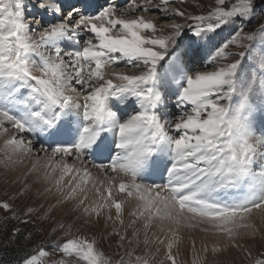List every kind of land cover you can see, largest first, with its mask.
Instances as JSON below:
<instances>
[{"label":"snow or ice","instance_id":"1","mask_svg":"<svg viewBox=\"0 0 264 264\" xmlns=\"http://www.w3.org/2000/svg\"><path fill=\"white\" fill-rule=\"evenodd\" d=\"M176 2H109L89 14L87 0L66 13L62 0H0V135L7 137L0 152L7 166L33 152V139L40 141L51 153L45 179L54 181L64 200L79 196L78 205L88 199L80 194L91 172L64 158L83 164L90 155H106L107 162L94 167L115 175L104 191L96 188L101 202L83 207L85 214L99 218L114 207L122 225L124 202L115 199V190L140 201L134 215L145 218V230L154 220L168 222L175 237L182 226L204 225L205 232L243 249L249 264H264V253L253 256L239 242L242 228L250 229L243 236L257 235L259 229L246 221L254 211L264 212V131L257 135L256 126L258 114L264 125V25L250 32L241 26L256 16L255 0H215L199 15L170 9ZM148 5L185 23L165 31L142 14L125 15L148 13ZM45 16L50 18L41 23ZM228 27L229 36L218 40ZM117 67L138 71H107ZM169 98L175 112L166 111ZM0 209L19 215L8 202H0ZM115 234L121 247L133 244ZM143 242L149 243L147 235ZM175 242L166 244L171 264ZM51 248L63 254L60 264H150L134 248L114 261L94 238L75 236ZM50 254L38 246L20 264H48Z\"/></svg>","mask_w":264,"mask_h":264},{"label":"rangeland","instance_id":"2","mask_svg":"<svg viewBox=\"0 0 264 264\" xmlns=\"http://www.w3.org/2000/svg\"><path fill=\"white\" fill-rule=\"evenodd\" d=\"M155 2L156 0H153V3ZM232 2H235V0H232ZM64 3L62 2L63 6H65ZM255 3L256 16L251 23L241 25L246 32L255 31L264 25V3L261 0H255ZM70 6L66 7V9H69ZM28 7L33 13L34 10L31 8V3L28 4ZM148 7L150 11L147 14L139 11L137 14H142L146 19L152 20L157 24L158 28H163L167 31L172 23H185L184 17L177 16L172 18L170 15H162L155 8L153 10L151 5H148ZM213 7H215V0H186L184 3L177 0L176 3L169 5L170 9L177 8L191 15L207 14ZM35 11V15H39L36 9ZM45 18L49 19L50 17L45 16ZM41 20H43V17ZM230 32L231 27L226 28L217 39L227 38ZM230 50L239 51V49L234 47ZM198 60L195 58L193 62L196 68L200 67ZM122 68L130 70V74L138 71L127 67ZM109 69L113 71L115 68ZM167 103L168 107L166 110L168 111L169 108L168 112L176 111L173 107L174 98H169ZM257 117L258 135L261 131H264V125H262V119L259 114ZM25 138L28 139L27 136ZM36 147L34 153L38 151ZM36 154L43 155V153L39 152ZM68 158L71 162L74 161L73 158ZM8 168L13 169L14 172L17 171V169H14L13 162H9L5 166V157L0 155V202L10 203L13 210L19 214L17 218H13L11 212L0 209V264H20V261L36 250L38 246H45V249L51 253L50 256L45 258L48 264H60L61 260L65 258L62 253L52 252V244H61L68 238L75 236L88 239L94 238L98 246L114 261L124 255L125 252L134 248L135 255L148 256L150 264H171V261L166 259V244L168 240L175 239L173 255L176 258V264H194V262L196 264H249L243 249L230 247L224 238L213 235L211 232H205L203 230L204 225L182 226L176 232V236L173 237L172 230L166 229L164 224L157 225L155 223L156 220L153 221L150 228L145 230L143 227L144 223H137L132 217L128 222L126 220L124 227L116 231H110L106 226L103 227L104 222L98 219H95L96 221L93 220L95 221L94 224L90 220L85 222L79 218V212L78 214L74 213L76 212L74 207H63L65 201L60 203L59 200L57 202L55 200L52 201V198H49V200H46L47 198L44 199V191H41L40 186H35L38 184L36 180L29 181L28 185H25L26 182L23 176H21L22 179L15 178L10 180L12 179L10 177L11 174L9 176L8 174L12 171L8 170ZM91 170L93 174H96L97 170ZM29 209H31V212H29ZM132 219L135 224L132 223ZM24 220L28 222L23 223L22 221ZM246 222L254 225L259 229V232L255 237L243 236V233L250 231V229L242 228L240 229L242 239L239 242L244 245L245 249L251 251L253 256L264 253L263 214H259V210H256ZM101 227L103 228L101 229ZM17 229L19 230L18 232L16 231ZM117 232L121 235H128L127 240H133V244L130 245L125 241L121 247L120 236L115 234ZM137 232L139 235L134 239L133 234ZM145 235H147L149 240L147 245L143 242ZM157 238L164 239L165 244H159ZM213 245H219L224 250L219 254H213L211 251ZM205 248H207V252H205Z\"/></svg>","mask_w":264,"mask_h":264},{"label":"bare ground","instance_id":"3","mask_svg":"<svg viewBox=\"0 0 264 264\" xmlns=\"http://www.w3.org/2000/svg\"><path fill=\"white\" fill-rule=\"evenodd\" d=\"M66 1L67 0H62V2H66ZM140 1L141 0H137V3L140 4L141 3ZM77 2H79V0H77L76 3ZM87 3L89 4V8L91 9L89 11V14H95L96 12H98L99 10H101L103 6L106 5V4L105 5H100L101 4L100 3L99 6L94 7L91 0H87ZM127 4H128V0H124L123 2H121L119 4H116V5L119 6V7H126ZM31 8H32V6H31ZM152 9L154 10V8H152ZM32 10H34L32 14L35 15V13H36L35 9L32 8ZM68 10H71V7ZM138 11L139 10H137L136 14L138 13ZM125 15L130 17L132 15L134 16V13L131 12V11H129V12L125 13ZM45 20H47V19L45 17H43V20H41V23H44ZM198 61L200 62V60H198ZM114 70L115 71H124V72H128L130 74V70H127V69L122 68V67H117ZM107 71L111 72L110 69H107ZM168 111H169V108H168ZM260 134L261 133H259L258 135H260ZM9 135H11V133H9ZM6 138L7 137H5L3 135H0V146L3 145L4 140ZM40 144H41L40 141H38L36 139H33V152L31 154L26 155V156L14 157V162H13L14 163V166H15L14 169H17V171L14 172L13 169L11 170L10 168H8V170H11L12 171V172L9 171L11 173L8 174V176L11 174L10 177L12 179H10V180H13L15 178H18L19 179V178H21V176H23L25 178V182H26L25 185H28L30 182H32L33 179L36 180V182H38V184L35 185V186H40L41 191H44V195H43L44 196L43 197L44 199L47 198L46 200H49V198H52V201L55 200L57 202L59 200L60 203H62V202L65 201L64 202L65 205L63 207L64 208L67 207V206L74 207L76 212H74V211L73 212L76 213V214H78V212H79V218L80 219H83L85 222L88 221V220L93 221L95 219L96 220L98 219L99 221L101 220L102 222H104L103 227L106 226V228H108V230H110V231L120 230L122 227H124V225H125L124 223H126V220L128 222V220L129 219L131 220L132 217H133V219L135 221H137V223H140V222H143L144 223L145 222V218H139V219H137V216L134 215V213H137V211H138V206L140 204V201L136 197H127L126 194L118 193L115 190L113 192V196L115 197V199L122 200L124 202L123 203V212H122V219H123L124 223L122 225L119 223V221L116 220V212H115V208L114 207L111 208V211L110 212H109L108 209L103 210L101 212L99 218H97L94 214L93 215H87V214H85L83 212V207H85V206H94L96 203L101 202L99 200V197L97 196L96 188L99 187V188H101V191H104V188H106V186H107V179L108 178H111L112 176L115 175L113 173H107V174H105L104 172H101L96 167H94V165L92 167L91 162L89 160V157H86L85 158L83 164H81L80 161H76V160H74L73 162H71L68 157H65L64 158V161H66L68 164L74 165V167L76 169L87 168L91 172V178H90L89 182L87 183V185L85 186L86 187V193L80 194V195H84V194L87 195L88 199L85 201V204L84 205H78L77 202H78L79 196H78L77 199L68 200V201L64 200L63 197L61 196V194L56 191V187L54 185V181L52 179H45V173L50 171V169L46 168L45 165H47L49 163V156L51 155V153L50 152H48V153L43 152ZM35 147L38 148L37 149L38 150L37 152L43 153L42 156H40L39 154H36L37 152L34 153ZM0 155H4L3 152H0ZM37 162H38V166L36 167L35 170H33V165H37ZM51 163L53 165H55L56 164V160H52ZM91 169L97 170L96 174H93V172H92ZM59 175H60V173H59V170H58L55 173V176L58 177ZM104 176H105V178H104ZM69 179H71V178L70 177H67L66 180H65V183H67ZM119 180H120V177L119 176H116L117 184L119 183ZM101 181H104V185L103 186H101V184H100ZM75 182L76 181H73V183H75ZM156 182L157 183H163L164 181H162L160 178H158V180ZM48 189H52V190L51 191H48ZM64 191H67V188H65ZM41 197H42V195H41ZM259 214H263V216H264V212L259 211ZM108 215H111L112 216V219L111 220H109L107 218ZM83 220H81V221H83ZM95 221H93V224H94ZM155 223L157 225L158 224H161V225L164 224V227L166 229H169V230L175 228L174 225H170L168 222H163L162 223L161 221L156 220ZM103 227H101V229ZM91 229H93V228H91Z\"/></svg>","mask_w":264,"mask_h":264},{"label":"trees","instance_id":"4","mask_svg":"<svg viewBox=\"0 0 264 264\" xmlns=\"http://www.w3.org/2000/svg\"><path fill=\"white\" fill-rule=\"evenodd\" d=\"M4 257V256H3Z\"/></svg>","mask_w":264,"mask_h":264}]
</instances>
